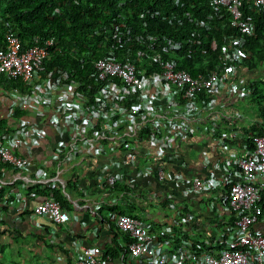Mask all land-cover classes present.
I'll return each instance as SVG.
<instances>
[{
    "label": "built area",
    "instance_id": "1",
    "mask_svg": "<svg viewBox=\"0 0 264 264\" xmlns=\"http://www.w3.org/2000/svg\"><path fill=\"white\" fill-rule=\"evenodd\" d=\"M208 3L218 12L214 14H228L231 25L242 34H250L253 28L254 17L245 13V8L264 12V0H208ZM214 14L200 20L199 25L208 27ZM237 39L244 42L243 36ZM40 42L36 37L34 45L23 47L20 38L10 32L0 47V76L20 79L30 87L26 92L11 91L7 118L13 126L0 136V161L19 174L21 187L28 191L34 186L64 187L61 179L64 167L80 151L105 158L102 185L115 187L123 182L125 168L138 162L134 142L164 150L171 140L195 132L199 125L218 115L224 116L214 109L215 93L219 89L226 93L233 90L230 75L234 68L226 57L217 70L192 75L178 68L174 58L165 56L175 54L182 45L163 41L150 32L135 33L123 59L107 55L94 61L86 82L72 80L66 71L59 75L49 71L41 76L42 63L55 39L49 37ZM205 96L209 100L200 103ZM16 109L26 110V116L14 121ZM29 114L37 117L36 124L26 120ZM45 125L51 126L58 139L49 151L51 170L43 164L32 172L29 156L18 149L22 145L30 149L32 140L44 136ZM223 142L222 137L219 143ZM253 144V149L245 146L242 156L233 161L218 163L222 172L219 177L192 176L184 184L185 196L214 190L216 199L223 201V210L234 216L232 222L224 224L208 239L212 248L182 240L180 230L170 225L163 227L162 232L174 243V250H166L141 220L112 212L110 219L127 236L128 259L142 264H264V230L255 229L260 221L264 224V208L259 204L264 192V136H254ZM145 164L144 171H150L153 162L146 157ZM157 176L161 181L170 178L176 184L185 182L181 173L173 174L163 167L157 170ZM31 195L20 189L8 190L0 205L18 203L25 210ZM26 216L32 220L44 218L52 226L63 224L70 217L51 193L27 211ZM187 217L190 220L194 215ZM77 245L74 264H101L93 246L81 241Z\"/></svg>",
    "mask_w": 264,
    "mask_h": 264
},
{
    "label": "crops",
    "instance_id": "2",
    "mask_svg": "<svg viewBox=\"0 0 264 264\" xmlns=\"http://www.w3.org/2000/svg\"><path fill=\"white\" fill-rule=\"evenodd\" d=\"M241 78L242 81L264 78V69L243 71ZM3 85L5 83L0 84V120H9L7 113L12 93L3 89ZM244 99L245 96L221 97L227 116L238 117L236 120L231 117L230 120L227 118L222 121L220 127L222 131L242 133L253 123L263 124L264 120L257 112L249 116L241 113L239 105ZM246 103L252 104L251 96ZM26 120L36 124L37 117L29 114ZM43 128L44 136L32 140L30 149L24 145L18 149L19 152L29 156L32 161L30 168L32 172L43 164L49 166L51 170L49 151L53 142L58 139L50 125H45ZM214 141L209 136L199 134L176 141L182 153L180 157H183L186 163L183 170L185 174L219 175L220 170L217 165L220 159L234 156L239 152L234 144L226 147L223 155L219 150L215 152V149L211 148ZM132 147L133 151L138 153V162L125 168L121 184L128 187L126 189L128 192L125 191L124 196L122 190L116 191L102 185L101 176L105 173L102 166L105 158L89 155L85 151H80L72 157L61 175L64 187L59 186L65 191L69 206L70 217L63 224L52 226V223L44 218L37 217L32 220L26 216L27 211L34 209L42 200L38 194L32 193L28 203L25 204V210H22L18 203L7 207L0 205V264H73L78 249L77 241L93 246L101 264H142L138 260L127 263L129 259L123 251L126 237L120 232L117 234V244H113L110 226L103 216L106 215L107 207L112 205L129 208L131 214L147 224L163 248L169 251L174 250V243L158 233L164 226L173 225L187 240L204 243L224 226L220 227L218 224L226 221L228 211L214 202L209 194L186 197L183 195L186 180L183 184L169 180L167 183L161 181L157 176L159 167L156 163L150 167V171H144L141 152L149 151L154 156V152L158 151L157 147L139 141L134 142ZM203 154L207 155L209 163L205 162ZM0 179L2 185H7L10 190L20 189L23 194L28 193L27 189L21 187L18 173L6 168L1 171ZM67 183H70L69 186ZM143 189L155 192L158 196L166 193L171 198L165 204L150 200L144 196ZM188 214L194 215V218L187 219Z\"/></svg>",
    "mask_w": 264,
    "mask_h": 264
},
{
    "label": "trees",
    "instance_id": "3",
    "mask_svg": "<svg viewBox=\"0 0 264 264\" xmlns=\"http://www.w3.org/2000/svg\"><path fill=\"white\" fill-rule=\"evenodd\" d=\"M214 13L218 12L209 5L208 0H0V47L5 44L6 35L10 32L20 38L23 47L34 45L36 37L41 42L53 37L55 44L42 63L41 76L44 77L49 71L53 75L66 71L72 80L86 82L89 81L94 61L107 55L121 60L126 47L132 46L130 35L115 36L119 25L125 24L131 26L135 33L150 32L157 34L163 41L180 42L182 48L174 56L179 66L188 69L193 75L205 74L214 68L221 56L220 47L211 49V38H216L219 44L223 34L234 33L228 15L224 12L220 19L218 14L214 15L211 29L199 27L197 20ZM252 13L255 15L254 35L247 37L243 47L244 64L249 69L264 65V19L261 14ZM2 83H5L3 89L10 91L30 90L20 79L0 76ZM263 86L264 82H254L250 86V96L264 113ZM26 114V110L16 109L12 119L16 121ZM12 126L9 120H0V136L11 130ZM262 128L255 124L245 130L249 146L252 140L249 135L262 134ZM6 168L8 165L0 161V174ZM114 189L125 192L128 187L117 183ZM8 190L7 185L0 184V200ZM28 192L42 198L51 193L68 211V199L60 187L40 189L34 186ZM262 201L264 204V193ZM106 210L131 215L130 209L123 206L112 205ZM103 216L110 226L113 244L116 245L119 231L106 215Z\"/></svg>",
    "mask_w": 264,
    "mask_h": 264
},
{
    "label": "clouds",
    "instance_id": "4",
    "mask_svg": "<svg viewBox=\"0 0 264 264\" xmlns=\"http://www.w3.org/2000/svg\"><path fill=\"white\" fill-rule=\"evenodd\" d=\"M246 9H248L249 11L246 12ZM252 12H254L256 14H261L263 16V19H264V12L257 11L256 9L255 10L254 9H249L248 7L245 8V13L251 14L254 17L253 18V28H252V32L250 34H242L239 29L233 27L231 25V22H230L231 21L230 17L228 16L229 25L234 30V33L223 34L219 44H218L216 38H214V37H212L211 41H210V47H211L212 50H217L218 47L221 48V56H220V59H219L218 63H216L214 68L212 70H210L209 72H213V71L217 70L222 65L224 57H226V59L228 60L229 64L234 68L232 74L230 75V78H231L232 83H233V90L231 89L230 93H226L225 90L219 89L215 93L217 100H216L214 109L216 111H218V112L220 110L223 113L224 116L218 115V117L216 119L210 120L209 122H206L204 124L199 125L198 128H196L197 130L195 132H192V133L187 134V135H182L181 137H178V138H175V139L171 140L169 142L168 147H166L164 150L161 149L160 147L156 146L158 148V151L154 152L155 153L154 156L149 151L146 152V153L145 152H141L140 155L143 158V160H142V168H144L145 165H146L145 164V158L147 157L153 162V165H155V163H156L159 168L163 167V169H165L166 171H168L170 173H173V174H175L177 172L181 173L184 176L185 180H189V178L192 177V176L206 178V177H209V176H200V175H197V174L193 175V174H190V173L189 174H187V173L185 174L184 173L183 170H185L186 163L183 161V157H180V155H182V153H181V150L179 148V145L176 144L177 140H181L183 138H187L188 139V138H191L195 134L206 135V136H209V137H211L212 139L215 140L214 141V145L211 148L215 149V152L217 150H219L222 153V155H223V152L226 151V147H229V145H233L234 144L239 149L238 154H236L234 156H227V157L221 158L219 163H222L223 161H227V162L233 161L237 157L242 156V153H243V150H244L245 146L249 147V150L253 149V147H254L253 137L254 136L255 137L264 136V121H263L262 125H259L260 124L259 122L251 124V126L255 125V124H258L261 127L263 126V128H262L263 130H262V134H260V135L259 134L258 135H256V134L249 135L251 137V139H252L250 146L247 143V141L249 140V137L245 135L246 134L245 131L242 132V133L241 132H235V131L225 132V131H222V129L220 128L222 121L227 120V118H228V120H230L231 117L234 118L235 120L238 118V117L232 116V115L229 116V117L227 116V114L225 112V109H224V105H223V103L221 101V97H223V96L224 97H233L234 96L236 98H242L243 96H245V97H247L248 95L250 96V93L252 92V89H251L250 86L254 82H257V81L264 82V78H253V79H249V80L246 79L244 81H242V78H241V75L243 74V71H246V70L247 71H256V69H260V68H261V70L264 69V65L263 64L258 66V67H256V68H252V69H249L247 67V65L244 64L243 47L245 46V44L247 42V37L254 35V31H255V22H254L255 15ZM208 15H210V14H208ZM214 15H217V14H214ZM207 16L205 18L201 19V20H206ZM218 16H219V19H220L222 17V13H219ZM214 18H215V16H213V18L209 20L208 27H202V28L211 29L212 26H214ZM199 21L200 20H197L198 25H199ZM199 27H201V26L199 25ZM119 28L116 29V31L119 29V32H118L117 36H127L128 35V30L130 29V34L129 35H130V39L132 40V36L135 34L136 31H132V27L131 26H129V25L126 26L125 24H120ZM151 34H155V33H151ZM155 35H157V34H155ZM240 36L244 37V42L243 43H240L239 40L237 39ZM178 43H180V42H178ZM262 43L264 45V37L262 39ZM177 53H178V51L175 54H171L173 56H168L169 53H166L165 56L174 58L177 61V63H178V60L174 57V56L177 55ZM177 65H178V68H183V67H180L179 64H177ZM184 69H186V68H184ZM186 70H188V69H186ZM209 72H206L203 75H206ZM239 73H241V74H239ZM199 74H202V73H199ZM263 88H264V86H263ZM207 100H209V99L205 96L199 102L201 103L202 101H204L203 103L206 104ZM252 101L253 100H252V97H251V103L254 104L255 102H252ZM262 104H263L262 107L264 108V103H262ZM257 107H258L257 113H258L259 117L263 118V120H264V117H263L264 113L261 111V108H259L258 105H257ZM239 116H242V115H239ZM251 126L248 129H250ZM222 137H223V141H224L223 144L219 143V139L222 138ZM246 139H248V140H246ZM155 156H158V157L156 158ZM203 157H204V160H205L206 163L210 162V160L207 158L206 154H203ZM168 164H169L170 167H168ZM232 168H234V165L232 166V164H231L230 165V170H232ZM221 174H222V172L220 171L219 175L210 176V177H219ZM187 177H188V179H187ZM168 180L173 182L170 178H167L164 182L167 183ZM108 189L115 190L114 187L108 188ZM142 192L144 193V196L146 198H148L150 200L159 201V202L165 201V203H167L169 201V199L171 198L170 196L166 195V193L164 195H162V196H158L155 192H149L147 189H143ZM63 193L65 194V191H63ZM263 193L264 192H262V194ZM204 194H209L212 197L214 202L219 203L223 207V201L216 199L217 196H216V192L214 190H210V191H207V192H204V193H201V194H196V196L197 195L202 196ZM189 196H191V194L186 196V197H189ZM125 204H126V202H125ZM259 204H261L262 207L264 208V204H263V201H262V195H261V201H260ZM111 213L112 212H108L106 210V217L108 218V220H109V222L111 224H113V225H115L117 227V225L109 217V215ZM116 213H119V212H116ZM125 214H128V213H125ZM131 216L136 218V219H139V218L133 216L132 214H131ZM231 219L234 220V216L230 212H228V217H227L226 221H223L222 223H219L218 225L220 227H222L224 224H227V222H232L233 220H231ZM164 227H167V226H164ZM117 229L122 235H124L126 237L125 241L127 242V236L122 231H120V229L118 227H117ZM255 229L264 230L263 222L260 221L258 224H256L255 225ZM161 232H162V229L158 233L160 235H163V232L162 233ZM156 237L157 236L155 235V238ZM182 240L186 241L187 239L185 237H182ZM188 241H192V240H188ZM198 244H199V246H201V248H208V249L212 248V241H210V240L209 241L208 240L205 241V243L204 242H198ZM123 251H124V254L126 256L127 255L126 244L124 245ZM125 256H124V258H125ZM74 259H75V257H74ZM74 259H73V264H74ZM124 261L127 262L126 260H124ZM130 262H133V261L129 260L127 263H130Z\"/></svg>",
    "mask_w": 264,
    "mask_h": 264
},
{
    "label": "rangeland",
    "instance_id": "5",
    "mask_svg": "<svg viewBox=\"0 0 264 264\" xmlns=\"http://www.w3.org/2000/svg\"><path fill=\"white\" fill-rule=\"evenodd\" d=\"M250 100V96L248 95L247 97H245L244 100L240 101V109H241V113L245 114L246 116L251 115V113H255L257 112V105L256 103L254 104H247L246 101Z\"/></svg>",
    "mask_w": 264,
    "mask_h": 264
}]
</instances>
